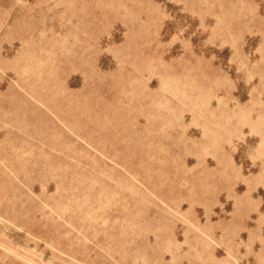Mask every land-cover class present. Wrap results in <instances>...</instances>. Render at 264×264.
Segmentation results:
<instances>
[{
	"label": "rangeland",
	"instance_id": "rangeland-1",
	"mask_svg": "<svg viewBox=\"0 0 264 264\" xmlns=\"http://www.w3.org/2000/svg\"><path fill=\"white\" fill-rule=\"evenodd\" d=\"M0 264H264V0H0Z\"/></svg>",
	"mask_w": 264,
	"mask_h": 264
}]
</instances>
